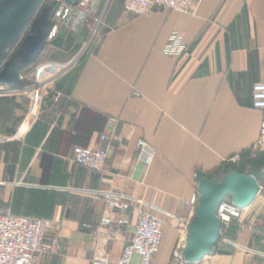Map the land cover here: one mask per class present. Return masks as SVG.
Segmentation results:
<instances>
[{
    "label": "crops",
    "instance_id": "obj_1",
    "mask_svg": "<svg viewBox=\"0 0 264 264\" xmlns=\"http://www.w3.org/2000/svg\"><path fill=\"white\" fill-rule=\"evenodd\" d=\"M98 3L77 33L51 20L42 28L45 44L23 67L71 64L57 80V103L43 98L31 123L26 93L0 98V136L9 137L0 144V214L61 224L48 231L61 251L37 264H90L99 256L115 264L132 242L136 215L121 236L94 242L103 214L97 193L113 180L178 219L165 218L152 264H186L179 253L193 218L187 201L200 180L233 172L258 186L243 218L224 231L238 247L218 239L195 264H264V151L255 150L262 114L251 101V86L264 83V0H203L193 15L159 9L137 18L118 2L93 30ZM173 32L187 48L180 58L161 53ZM30 82L21 75L15 87L4 86ZM138 140L154 150L150 165L135 160ZM74 147L107 150L104 169L75 166Z\"/></svg>",
    "mask_w": 264,
    "mask_h": 264
},
{
    "label": "built area",
    "instance_id": "obj_2",
    "mask_svg": "<svg viewBox=\"0 0 264 264\" xmlns=\"http://www.w3.org/2000/svg\"><path fill=\"white\" fill-rule=\"evenodd\" d=\"M203 0H123L124 13L133 17H143L159 9H165L181 14L193 15L195 6ZM92 0H66L61 4L53 17L59 24L72 33L80 31L89 18V8ZM56 30L52 28V35ZM187 51L180 33L170 34L167 44L162 49V55L168 58H180ZM71 67L70 63L55 61L37 65L31 74L30 85L26 88H7L0 85V98H12L23 93L29 97L26 118L34 123L42 108L43 98L48 97L57 103L61 97L57 90V80ZM252 107L262 114L259 137L255 144L256 151H264V83L251 86ZM8 136H0V144L6 143ZM108 158L107 150H91L74 147L71 162L78 167L101 172ZM154 158V150L143 140H138L135 160L150 165ZM230 161H233L230 160ZM103 204V214L100 218L94 242L110 240L121 236L130 224V215H136L132 242L125 246L115 264H132L133 257L138 258L137 264H152L153 258L159 252L165 218L178 220L173 214L165 212L149 202H143L129 196L118 188L113 180L108 182L105 190L97 193ZM198 203V193L194 194L187 206L191 216ZM244 216L242 210L230 202L222 201L216 210V218L220 223L219 240L237 248L238 244L227 238L224 231ZM50 229L60 230L61 224L39 218L0 214V264H37L41 255L59 253L61 244L59 236L48 237ZM90 264H109L106 256L95 257Z\"/></svg>",
    "mask_w": 264,
    "mask_h": 264
},
{
    "label": "water",
    "instance_id": "obj_3",
    "mask_svg": "<svg viewBox=\"0 0 264 264\" xmlns=\"http://www.w3.org/2000/svg\"><path fill=\"white\" fill-rule=\"evenodd\" d=\"M21 3L20 4L18 3ZM40 0H0V47L6 48L22 32L33 15ZM46 15L43 14L31 29V36L24 41L19 56L24 60L18 68L25 67L33 55L42 48L46 32ZM2 53H0V60ZM18 74L0 75V85L15 87ZM258 192L256 181L250 176L229 172L221 184L206 179L200 180L198 186V203L194 216L187 228L185 247L180 257L186 264H195L212 252L218 242L220 223L216 218L217 206L230 197L231 204L242 210L248 207Z\"/></svg>",
    "mask_w": 264,
    "mask_h": 264
},
{
    "label": "rangeland",
    "instance_id": "obj_4",
    "mask_svg": "<svg viewBox=\"0 0 264 264\" xmlns=\"http://www.w3.org/2000/svg\"><path fill=\"white\" fill-rule=\"evenodd\" d=\"M66 0H40L39 4L37 5L33 15L31 16L29 22L25 26V28L22 30L20 35L6 48L0 47V53H2V57L0 60V75L6 76V75H12L13 73H17L19 76H26L31 79V74L33 69L28 68L27 70L22 68H18L20 64L24 61L20 56L19 52L20 49L26 40L31 34L32 26L35 22H37L40 17L45 14L46 15V23L47 26L52 22L53 17L55 15V12L57 8L63 4ZM122 0H99L98 8L96 10V15L98 16L96 21L90 20V23L93 30H96L100 27V22L102 21L104 15L107 13V11L110 9L111 6L116 7L118 2H121ZM18 4L21 3L19 2ZM44 41L42 42V47L44 45ZM92 45L86 44L83 47L82 52L80 53V57H82L88 49L91 48ZM35 55L32 56L34 58ZM31 58V59H32ZM49 62V61H45ZM44 63V62H43ZM29 64V63H28ZM223 181V178L221 176H217L214 179V182L218 185L221 184ZM188 202V201H187ZM230 202V201H227ZM231 203V202H230Z\"/></svg>",
    "mask_w": 264,
    "mask_h": 264
},
{
    "label": "trees",
    "instance_id": "obj_5",
    "mask_svg": "<svg viewBox=\"0 0 264 264\" xmlns=\"http://www.w3.org/2000/svg\"><path fill=\"white\" fill-rule=\"evenodd\" d=\"M123 0L121 1V4H122Z\"/></svg>",
    "mask_w": 264,
    "mask_h": 264
}]
</instances>
